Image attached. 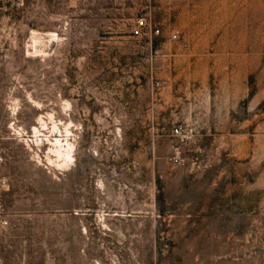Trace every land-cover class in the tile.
<instances>
[{
  "label": "rangeland",
  "instance_id": "obj_1",
  "mask_svg": "<svg viewBox=\"0 0 264 264\" xmlns=\"http://www.w3.org/2000/svg\"><path fill=\"white\" fill-rule=\"evenodd\" d=\"M0 200V264H264V0H0Z\"/></svg>",
  "mask_w": 264,
  "mask_h": 264
},
{
  "label": "bare ground",
  "instance_id": "obj_2",
  "mask_svg": "<svg viewBox=\"0 0 264 264\" xmlns=\"http://www.w3.org/2000/svg\"><path fill=\"white\" fill-rule=\"evenodd\" d=\"M48 37L53 38V40L54 38H58L57 34L54 32H49ZM35 38L37 39V37ZM65 106L68 107L69 103L66 102ZM39 123V127L48 129L50 138H47V136L42 133V130H40L39 127H34V142L41 143L43 141L42 137L47 138V141L50 143L48 153H46L47 161L58 169H67L73 165L75 162V143L72 139L73 133L70 128L67 125H64V130L62 131L55 121H52V126L49 128L47 127V122L43 118L39 119ZM12 128L17 134H21L23 131V129L16 128L14 125H12Z\"/></svg>",
  "mask_w": 264,
  "mask_h": 264
},
{
  "label": "built area",
  "instance_id": "obj_3",
  "mask_svg": "<svg viewBox=\"0 0 264 264\" xmlns=\"http://www.w3.org/2000/svg\"><path fill=\"white\" fill-rule=\"evenodd\" d=\"M170 1H172V0H170ZM135 23L136 24L133 27L132 32L136 36L140 34V29L142 27H148V23H146L144 17L136 18ZM158 31H159V29L157 27H154L153 28V32L154 33H157ZM171 37L172 38H175L176 37V34L175 33H172L171 34ZM158 83H159V81H154V84L157 85ZM179 131H180L179 126L178 127H173V129H172L173 134H179ZM170 159L173 162H176L177 163L179 161V159H180V157L178 155V152L174 150L172 156L170 157ZM2 211H3V205H2V201L0 200V226H5L7 224V219H6L5 216L2 215V213H3Z\"/></svg>",
  "mask_w": 264,
  "mask_h": 264
}]
</instances>
